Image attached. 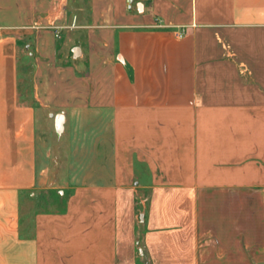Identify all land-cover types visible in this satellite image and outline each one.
Segmentation results:
<instances>
[{
  "label": "crops",
  "instance_id": "1",
  "mask_svg": "<svg viewBox=\"0 0 264 264\" xmlns=\"http://www.w3.org/2000/svg\"><path fill=\"white\" fill-rule=\"evenodd\" d=\"M0 264H264V0H0Z\"/></svg>",
  "mask_w": 264,
  "mask_h": 264
},
{
  "label": "built area",
  "instance_id": "2",
  "mask_svg": "<svg viewBox=\"0 0 264 264\" xmlns=\"http://www.w3.org/2000/svg\"><path fill=\"white\" fill-rule=\"evenodd\" d=\"M183 35H184V31L183 30H179L177 32V36L182 37ZM56 37H60V33L58 31L56 32Z\"/></svg>",
  "mask_w": 264,
  "mask_h": 264
},
{
  "label": "water",
  "instance_id": "3",
  "mask_svg": "<svg viewBox=\"0 0 264 264\" xmlns=\"http://www.w3.org/2000/svg\"><path fill=\"white\" fill-rule=\"evenodd\" d=\"M62 115H59V121H58V124H57V129L58 130H61L62 129Z\"/></svg>",
  "mask_w": 264,
  "mask_h": 264
},
{
  "label": "rangeland",
  "instance_id": "4",
  "mask_svg": "<svg viewBox=\"0 0 264 264\" xmlns=\"http://www.w3.org/2000/svg\"><path fill=\"white\" fill-rule=\"evenodd\" d=\"M134 2H137L138 0H133Z\"/></svg>",
  "mask_w": 264,
  "mask_h": 264
}]
</instances>
